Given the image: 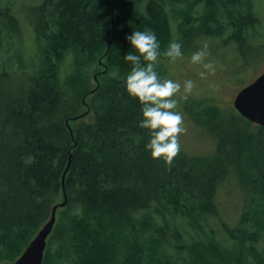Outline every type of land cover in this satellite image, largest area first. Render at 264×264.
<instances>
[{"label": "trees", "instance_id": "1", "mask_svg": "<svg viewBox=\"0 0 264 264\" xmlns=\"http://www.w3.org/2000/svg\"><path fill=\"white\" fill-rule=\"evenodd\" d=\"M144 1L46 0L36 10L37 30L46 42L41 73L16 82L9 71L0 72V263L16 261L49 220L53 206L63 202L62 176L71 154L65 182L68 204L59 210L44 264H257L261 255L264 262L259 250L264 238L262 170L255 168L260 175L246 191L248 211L240 223H223L225 237L210 225V217L219 214L221 186L235 165L226 154L236 150L239 137H220L216 154L205 165L180 152L169 169L146 148L151 134L139 127L142 105L126 89L133 65L124 56L138 54L126 37L150 30L160 45L158 58H166L163 53L173 40L189 41L197 33L190 29L204 28L189 17L193 6L180 13V30L173 32L166 7L184 0H147L143 6ZM201 1L208 19L213 0L194 2ZM228 1L220 3L227 6ZM220 3L214 5L220 9ZM113 19L115 36L104 57ZM214 19L217 25L224 23ZM250 22L252 16L244 12L230 23L245 28ZM69 52L75 54V70L63 77L59 63ZM103 57L105 77L114 75L89 95L94 119L80 120L73 137L66 122L84 111V96L94 90L89 70ZM204 111L209 114L201 118L194 112L196 121L211 131L222 113ZM223 119L225 127L238 126L231 118ZM242 120L250 130L254 123ZM250 138L264 147V126ZM147 214L152 221H145ZM170 235L175 242L169 241Z\"/></svg>", "mask_w": 264, "mask_h": 264}, {"label": "rangeland", "instance_id": "2", "mask_svg": "<svg viewBox=\"0 0 264 264\" xmlns=\"http://www.w3.org/2000/svg\"><path fill=\"white\" fill-rule=\"evenodd\" d=\"M45 1L0 0V72L9 71L11 74L9 78L16 82L20 81L23 76L28 78L40 74L44 65V61L42 62L41 59L42 46L46 42L40 39L37 30L38 13L36 10ZM146 1L143 2V6ZM194 1L184 0L181 1V4L167 5L171 28L177 34V29L180 30L182 21L179 18L180 13L194 6L193 11L190 12L192 16L189 17H194L195 21L200 23L201 28L204 29L198 31L190 29L191 34L197 33L190 36L189 41L180 42L183 56L174 62L167 56L158 58L155 68L159 72L161 71L162 79H171L182 86L185 81L192 80L195 85L186 101L181 98L183 87L181 93L174 97L178 100L175 111L182 113L184 127H186V132L179 137L181 153L183 152L191 158L195 157L194 159L200 165H205L208 162L206 158L214 157L216 154V142L220 137L232 133L241 139L236 140V150L232 149L230 153L226 154L233 159L235 165L230 167L232 170L229 171L232 175L224 181L218 194L219 214L216 217H210L211 227L219 237H225L223 223L236 226L241 221V215L248 211L246 191L252 189L254 177L260 175L255 168L264 172L263 143L250 138L251 134L257 133L259 125L254 123L249 128L250 130H247L248 124L242 120V116L234 106L238 93L264 73V0H229L227 6L220 3L225 0H213V9L211 10L213 16L208 19L203 16L206 11L205 2ZM217 2L221 5V11L218 9V4L214 5ZM244 12L252 16L251 24L245 28L230 27L233 23V21L230 23L231 20ZM200 17L205 19L200 20ZM214 17L223 19L224 23L220 25L213 23ZM205 45L208 46L210 52L205 62L214 65L215 74L201 77V72L209 70L204 69L201 64L192 63L191 56ZM73 55L75 56L73 53H66L63 61L59 63L61 76L64 77L75 70ZM100 60L105 64L104 58ZM100 60L97 63L98 66H93L89 70L91 86L94 89L98 87L100 81L105 82L107 76L114 75L108 74L105 77L103 73L105 66L100 64ZM95 74L99 75L98 82L94 78ZM89 98L90 96L86 99L88 104L91 103V98ZM197 110L199 118L201 115L208 116L209 112L204 110H216L222 113V116L217 115L218 117L215 119V122L218 123L215 125V129L210 131L209 128L199 125L195 114ZM85 112H87V107L84 106L82 113ZM94 116L95 113L91 111L80 120L90 123ZM223 118H231L238 126L225 127L222 123ZM80 120L71 122L72 128H75L81 122ZM220 125H223L224 128L221 134L217 133V126ZM239 149L243 151L241 152ZM59 201H62L61 197H59ZM154 217L158 223H161L160 217L156 214ZM148 219L152 221V215L147 214L145 221ZM184 224L186 225V222ZM169 241L175 242L173 235L169 236ZM259 250L264 253V238L259 243ZM260 259L263 260V255L258 259L257 264H264L259 261ZM7 262L10 261L4 260L0 264Z\"/></svg>", "mask_w": 264, "mask_h": 264}, {"label": "clouds", "instance_id": "3", "mask_svg": "<svg viewBox=\"0 0 264 264\" xmlns=\"http://www.w3.org/2000/svg\"><path fill=\"white\" fill-rule=\"evenodd\" d=\"M126 39L138 53L130 52L124 56V59L133 65L131 73L126 78L127 92L131 97L138 98L142 105L143 119L139 127L149 129L151 134L146 148L151 151L153 159H163L170 169L174 158L181 151L179 137L186 132L182 113L175 111L178 100L174 97L181 93L183 87L181 98L186 101L193 91L194 82L187 80L182 86L171 79H162L158 76L155 67L158 57L161 56L160 45L150 30L135 31ZM163 55L173 62L176 61L183 56L182 45L173 40ZM209 55L208 46L205 45L191 56L192 63L201 64L204 69L209 70L201 72V77L215 74L214 65L205 62ZM142 59L147 62L146 66L142 65Z\"/></svg>", "mask_w": 264, "mask_h": 264}, {"label": "water", "instance_id": "4", "mask_svg": "<svg viewBox=\"0 0 264 264\" xmlns=\"http://www.w3.org/2000/svg\"><path fill=\"white\" fill-rule=\"evenodd\" d=\"M112 15H114V8L112 9ZM113 25H114L113 36L108 46L107 53L106 55H104V57L107 56L110 47L112 45V42L114 40V36H115L114 19H113ZM100 64L102 66H105V70L103 71V73L106 74L108 71L107 65H105L102 60H100ZM98 76L99 75H95L94 77L97 82H98ZM99 86L100 84L98 83V87H96L94 90H92L91 92H89L84 96L83 106L87 107V112L67 120L66 122L67 129L70 131L73 137H74V130L70 123L76 122L86 117L91 112V108L87 103L86 99L89 95L94 94L99 89ZM234 106L237 112L243 118L247 119L251 123H255L259 126H264V73H262L258 78L255 79L254 82L244 87L238 93L236 100L234 102ZM77 144L78 143L75 142L74 147H76ZM71 164H72V154L70 155L68 165L62 176V192H63L62 194L64 196L63 202L61 204L53 206L49 220L45 222L43 226L39 229L38 233L35 235V238L31 240V242L23 251L22 255L18 258V260L13 263L7 262L5 264H43L49 239L52 236L58 221V212L59 210L65 208L68 204L65 182H66L67 174L71 168Z\"/></svg>", "mask_w": 264, "mask_h": 264}, {"label": "bare ground", "instance_id": "5", "mask_svg": "<svg viewBox=\"0 0 264 264\" xmlns=\"http://www.w3.org/2000/svg\"><path fill=\"white\" fill-rule=\"evenodd\" d=\"M69 171H70V170H69ZM68 173H69V172H68ZM67 175H68V174H67ZM59 204H61V203H59ZM56 205H58V204H56ZM56 205H55V206H56ZM34 238H35V237H34ZM34 238H33V239H34ZM47 247H48V246H47ZM46 250H47V249H46ZM45 253H46V252H45ZM21 255H22V254H21ZM18 258H19V257H18ZM18 258L16 259V261L18 260ZM44 259H45V258H44ZM16 261H13V262H16ZM13 262H10V263H13ZM43 264H44V262H43Z\"/></svg>", "mask_w": 264, "mask_h": 264}, {"label": "flooded vegetation", "instance_id": "6", "mask_svg": "<svg viewBox=\"0 0 264 264\" xmlns=\"http://www.w3.org/2000/svg\"><path fill=\"white\" fill-rule=\"evenodd\" d=\"M230 27H233V26H230Z\"/></svg>", "mask_w": 264, "mask_h": 264}]
</instances>
